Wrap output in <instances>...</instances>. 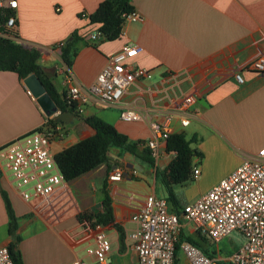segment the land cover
<instances>
[{"label": "crops", "instance_id": "1", "mask_svg": "<svg viewBox=\"0 0 264 264\" xmlns=\"http://www.w3.org/2000/svg\"><path fill=\"white\" fill-rule=\"evenodd\" d=\"M103 1L18 0L19 5L14 11L18 28L14 35L30 50L42 67V75L54 84L62 98L70 85L91 86L104 69L107 55L118 51L126 42H134L143 48V53L135 60L136 65L153 71V80L179 73L185 78L187 90L200 93L194 105L197 118L184 130L185 135L189 132L196 138V143L208 142L213 149H226L228 145H240L233 137L234 131L239 130L262 137L258 148L264 147V74L245 71L243 84H238L232 76L228 77L233 69L264 53V0H131L144 21L128 22L121 40L104 38L93 44L89 34L98 26L82 18V14L90 16ZM66 47L71 48L70 66L62 56ZM135 101L136 92L132 91L124 103L135 105ZM87 105L83 114L71 112L76 117L72 124L78 121L75 128L80 140L95 135L96 131L85 122L92 116L108 121L133 142H144L146 146L145 141L152 136L148 121L124 122L120 118V108L107 107L94 100ZM46 120L19 76L15 72H0V148L18 136L44 126ZM71 145L72 142L64 143L56 153ZM192 149H195L194 143ZM112 150L116 151V156ZM241 151L245 156L257 153ZM205 153L193 161L194 169L202 170L201 176L195 179L198 184L209 169ZM129 155L133 154L126 152L121 155L119 149L112 148L109 156L114 160L110 159L109 164H103L70 182L78 207L68 211L57 222L48 221L35 212L33 206L20 197L12 175L1 172L0 247L14 241L8 234L9 218L2 196V191H5L18 218L16 235L21 237L18 248L23 251L24 264H70L76 258L91 261L84 245L87 232L83 222L79 221V215L102 209L106 183L113 201L115 222L126 233L124 244H121L119 232L107 227V236L112 243L110 264H139L128 236L137 228L131 218L144 204L147 195L153 193L167 199L170 211L182 214L187 204L210 191L231 173L220 175L208 187L194 194H191L192 186L188 183L172 185L174 203L168 198L163 174L172 160L163 155L156 166L149 164V176L155 175L151 185L149 178L139 175ZM240 159L241 164L243 158ZM117 170L122 171L123 177L119 181H111V175ZM160 173L163 174L161 189L157 181ZM132 194L134 202L129 200ZM25 217L31 219L26 221ZM182 223L186 224L184 235H196L188 223L184 220ZM24 242H27L26 248H23Z\"/></svg>", "mask_w": 264, "mask_h": 264}, {"label": "built area", "instance_id": "2", "mask_svg": "<svg viewBox=\"0 0 264 264\" xmlns=\"http://www.w3.org/2000/svg\"><path fill=\"white\" fill-rule=\"evenodd\" d=\"M18 5V0H0V14L14 12ZM82 18L90 20L86 13ZM136 21H144L136 10L124 15L123 37L126 24ZM4 28L9 34L0 35L14 38L18 28L14 14L8 17ZM89 37L93 44L104 39L99 28L91 31ZM142 53L143 48L137 43H124L118 51L107 55L104 69L91 86L70 85L63 101L68 110L77 115L83 114L85 105L94 100L107 107L120 108L124 122L148 121L152 136L146 147L158 164L163 155L171 160L175 157V152L166 150L168 139L175 132L184 133L197 118L194 105L200 93L187 90L185 78L179 73L153 80V71L136 65L135 60ZM249 70L264 74V53L233 69L228 77L243 84L244 72ZM132 91L136 92V104L124 103ZM48 127L46 121L44 126L1 147L0 173L12 175L20 197L30 203L35 212L48 221L57 222L78 206L52 146L60 126ZM201 171L194 169V179L201 176ZM122 177V171L117 170L110 180L119 181ZM129 200L135 201L134 194ZM131 220L137 228L128 239L133 242L139 264H264V147L255 155L245 156L226 178L187 204L182 214L170 211L167 199L151 193ZM182 220L196 235L208 238L213 244L234 233L242 235L245 241L226 259L218 254L209 256L183 239L186 224ZM82 224L87 232L86 254L92 260L76 258L70 264H110L112 243L107 236V226L93 227L85 221ZM10 254L8 246L0 247V264H15Z\"/></svg>", "mask_w": 264, "mask_h": 264}, {"label": "trees", "instance_id": "3", "mask_svg": "<svg viewBox=\"0 0 264 264\" xmlns=\"http://www.w3.org/2000/svg\"><path fill=\"white\" fill-rule=\"evenodd\" d=\"M135 10L131 4V0H105L94 13L90 14V22L94 26H98L101 30L104 38L110 41H117L123 38V25L124 15ZM14 14L12 11H8L7 15L0 14V33L2 35L9 34L4 28L10 15ZM0 35V72H15L19 78L24 81L28 76L35 74L44 83L48 93L52 96V99L57 104L62 112H71L68 110L67 105L63 101L61 94L57 91L54 84L45 79L42 75V67L37 63L33 54L23 43L17 40L18 36L14 35V38L4 37ZM69 53L71 48L66 47L62 52L64 61L71 65L69 60ZM47 125L56 128L62 124L56 122V119H48ZM87 124L93 128L96 133L90 138H85L79 142L64 148L57 153L56 159L59 169L64 174L65 179L68 182H72L91 171L101 167L103 164H109L110 150L117 148L121 151V155L126 152L137 156L148 164L156 166V161L152 156V152L148 147L143 146L144 142H133L125 134L118 132V130L111 125L108 121L98 116L87 117ZM196 142V138L191 140L186 138L184 133L175 132L169 139L166 150L168 153L175 152L176 155L169 164V166L163 170L164 183L169 191V200L176 203L174 190L172 185H184L194 179V158L200 157L201 154L195 149H192V144ZM195 180V179H194ZM104 199L102 209L94 213H81L79 215L80 222H88L92 225H104L115 228L120 236V243L124 244L125 230L124 228L115 222L113 201L108 192V185H104ZM2 196L5 200L7 213L9 218V231L8 234L13 237L14 241L11 242L8 247L10 255L15 264H24L22 254L18 249V243L21 242V237L16 235L19 230L18 218L14 212V207L7 193L2 191ZM193 245L201 249L205 254L209 256H215L218 254L215 249V244L210 247L205 245L209 242L208 238L198 236H184Z\"/></svg>", "mask_w": 264, "mask_h": 264}, {"label": "rangeland", "instance_id": "4", "mask_svg": "<svg viewBox=\"0 0 264 264\" xmlns=\"http://www.w3.org/2000/svg\"><path fill=\"white\" fill-rule=\"evenodd\" d=\"M89 105H85L84 110L86 111L87 107ZM77 122L75 124H70V125H60V131H58L55 141L53 143V150L56 152L57 150H60L61 147L63 146L64 143L67 142H72V144H75L79 142L80 140V135L76 131V126ZM53 127V126H51ZM50 128V127H48ZM51 129V128H50ZM189 131V129H188ZM246 133L245 131H234L233 137H235L237 143L240 145L233 146V145H228L226 149H213V147L208 143V142H194L195 150L202 154L203 152L205 153V157H207V163L209 169L206 171V175L204 176V179L202 180L201 184L196 183V181L193 179L192 181H189L188 184L191 185V194L197 193L201 188H206L208 187L216 178H218L220 175H224L226 173H230L234 171L239 165H240V158L244 159V153L241 150H245L249 154H254L257 151H259L258 145L259 141L261 138L259 135H251V134H244ZM252 133V132H250ZM186 138L188 140H191L193 138V134L186 133ZM148 140L145 141L147 144ZM204 143V144H203ZM141 147H145V144ZM208 148H211L209 151H207ZM112 154H115L116 156V151H111ZM204 155L202 154L203 157ZM128 158L132 160V163L136 165L138 173L140 176L147 177L146 179L149 178V180H144V181H149V183L152 185L153 181H155V175L150 177L148 174V171L150 169L149 164L144 161L141 158L134 157L133 155H129ZM111 160H114L113 157L110 158ZM243 161V160H242ZM242 163V162H241ZM107 168L105 167L104 170ZM164 174V173H163ZM163 174H158L157 181L159 184V188L161 189L162 186V177ZM26 221H29L31 217H25ZM24 222V221H23ZM190 228V226H188ZM193 237H197L195 234H192ZM185 237L187 236V233L184 235ZM245 239L243 238L242 235L239 233H234L227 237L226 239L222 240L218 244H215V249L218 252V255L222 258H227L229 255L233 254L239 247L244 243ZM212 245L211 241L205 245L206 247H210ZM27 247V242L23 243V248ZM19 249V248H18ZM21 254L23 251L19 249ZM23 255V254H22ZM21 255V256H22Z\"/></svg>", "mask_w": 264, "mask_h": 264}, {"label": "water", "instance_id": "5", "mask_svg": "<svg viewBox=\"0 0 264 264\" xmlns=\"http://www.w3.org/2000/svg\"><path fill=\"white\" fill-rule=\"evenodd\" d=\"M23 83L32 95L33 99L44 112L46 118L56 119V122L66 125L72 124L74 121H76L74 113L67 111L62 112L59 109L57 104L52 99V96L45 88L44 83L37 75L32 74L28 76L26 79H24Z\"/></svg>", "mask_w": 264, "mask_h": 264}]
</instances>
